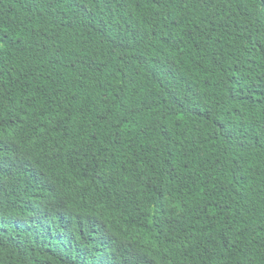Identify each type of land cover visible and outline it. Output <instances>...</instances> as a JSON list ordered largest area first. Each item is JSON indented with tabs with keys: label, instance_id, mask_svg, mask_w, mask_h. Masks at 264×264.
<instances>
[{
	"label": "trees",
	"instance_id": "16d2710c",
	"mask_svg": "<svg viewBox=\"0 0 264 264\" xmlns=\"http://www.w3.org/2000/svg\"><path fill=\"white\" fill-rule=\"evenodd\" d=\"M0 264H264V0H0Z\"/></svg>",
	"mask_w": 264,
	"mask_h": 264
}]
</instances>
